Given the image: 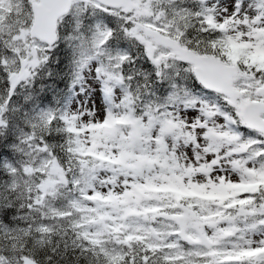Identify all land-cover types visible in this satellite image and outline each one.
I'll use <instances>...</instances> for the list:
<instances>
[{
    "label": "snow or ice",
    "instance_id": "6c2138e0",
    "mask_svg": "<svg viewBox=\"0 0 264 264\" xmlns=\"http://www.w3.org/2000/svg\"><path fill=\"white\" fill-rule=\"evenodd\" d=\"M0 264H264V0H0Z\"/></svg>",
    "mask_w": 264,
    "mask_h": 264
}]
</instances>
